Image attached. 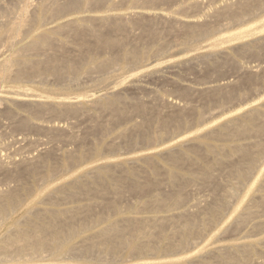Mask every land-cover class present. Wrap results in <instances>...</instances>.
I'll return each instance as SVG.
<instances>
[{"label": "bare ground", "instance_id": "6f19581e", "mask_svg": "<svg viewBox=\"0 0 264 264\" xmlns=\"http://www.w3.org/2000/svg\"><path fill=\"white\" fill-rule=\"evenodd\" d=\"M22 1L24 4L20 6L19 9L17 8L19 6L18 4L17 6L15 5L16 7L12 6L11 10L8 9L9 7L0 8V48L1 44H4L3 50L0 49V58L5 52L8 54V52H12L17 45L19 46L21 39L23 41L28 37H32L29 42L22 45L20 50L14 53L10 58L7 60L2 59L3 61L0 60V84L12 79L17 81L32 79L35 76L38 77L43 74H49L57 80L68 77V74L76 75V67L78 66L77 63L84 61L87 54L93 50V47H95L96 50L98 48L101 51H115V55L105 60H97L93 57L90 58L87 68L85 69V73L87 75H91L92 80H96L97 77H94L97 74L99 77H104L102 73H107L110 70H116L118 67L123 68L124 64H120L122 62H126L125 65L128 64L129 66H136L137 64L145 61L149 56L148 52L140 50L135 46L134 48L132 47L127 49V46L129 45L127 44L126 38H118L111 35V29L122 28L120 23L117 22L119 17H121L119 14H117V16H119L118 18L114 16L112 18L106 16V18L101 17L99 19L105 22V29L102 31H90L91 36H93L96 41L94 45H91L93 43L90 44V42H87L88 40H85L86 38L84 37L85 33L83 32V26L81 25L82 23L80 24V22L88 21L85 20L84 17L83 19L79 18L80 20L72 18L63 21L62 23L57 24V26L55 25V28L49 30L48 33L41 31L43 27L48 26L49 24L58 23L59 20L61 21V19L64 18L65 15H69V13H77L78 9L80 11V9L96 6L106 0H66L65 2H63V0L62 2L60 0H41V3L39 2L40 4H37V6L33 5L34 2L32 1L34 0ZM155 1L159 2L164 0ZM254 6L264 10V0H239L235 6L234 4L228 5L221 10L217 8L218 10H215L214 16L222 21H228L230 25L231 23L238 25L245 16L252 14ZM13 7L17 8V12L12 9ZM187 9L188 7L186 9L182 8V10L178 9L179 11L174 12L172 16L176 17L178 14H181ZM136 14L137 13L134 12V14H131L130 17L137 18L138 15ZM134 15H136V17ZM147 17L149 18L151 15ZM85 18L88 19L89 17ZM98 18L99 17H97V21L101 23ZM141 19H139L140 21L135 22L140 27L142 26L141 29L143 35L146 38L155 37L156 32L148 28L145 24L148 20H150L148 22H151L154 19L144 18L147 20L146 22ZM178 19L171 18L173 23H170V28L172 29L170 30V33L173 32L174 34L175 31L176 36L178 35L176 32H178L180 35L185 37V46H191L202 40H207L216 32V30H218L214 25L196 24ZM154 22L156 21L154 20ZM260 28L261 27L248 28L233 35L217 39L208 45L203 53L198 54L195 58H200V60L206 59L208 62V58L211 56H221V54L227 55L225 49V53H223V49L221 48L223 45L234 42L235 40L239 41L247 37H252L253 40L251 39L252 41L244 43L239 41V44H242L238 47L239 51L237 50V52H239L242 56L251 55V57L257 56L258 58L260 56L258 50H264V36L262 35L257 37L259 36L257 35V32ZM69 30H73L74 35L77 38L76 56H70L71 53L68 52V47H66L67 42L61 43V51L58 50L60 51V53H57L59 54L58 56H55L54 54L49 55L50 52H53L56 49V35ZM174 37L175 36H173V38ZM136 44L137 42L135 45ZM121 49V53L116 54ZM163 51L164 45L163 47L160 45L152 52L159 54ZM30 55H40L43 56V58L30 59ZM228 57L230 56L223 58L225 61L222 60V56L220 57L221 59L219 58L220 61L222 60L224 62L216 63V71L220 72L223 67L226 66L233 67V70H235L234 68H238V66L233 63L234 60H226ZM180 63L185 65L182 61L177 62V64L181 65ZM194 66L195 65H193V67ZM209 69L212 70V68ZM99 74H101V76ZM247 78L244 80L247 79L249 83L255 82L257 79L259 82V79H261L255 74H249ZM107 79L103 78L105 82ZM79 80L76 79L78 84ZM98 81L100 83L101 80ZM165 81H167V78ZM70 89L72 88L66 86L63 90L69 91ZM139 89L140 87L137 90ZM213 89H215V87ZM235 91V87H223V85L214 90L215 94H218L220 98L225 99L226 101L228 100L229 102L230 100L231 102L232 100L234 101L233 98L236 96ZM205 93L206 92H204V95ZM211 93L212 92L210 90V95L213 96L214 94ZM23 95L18 94V96ZM24 96L29 97V99L26 98L25 100H22L17 99L18 97L8 98L2 96L0 98V105H2V102H5L7 105L8 103L16 104L21 102L27 104L28 107H31L37 111V113H54L56 116L60 115L61 117L65 115L77 116V114H81L80 108L89 104V102L80 98H76L73 101L57 100L58 102H55V100L52 103H48L42 99H33L34 97L38 98L36 95H32L33 98L29 96V94ZM212 96H210V99H212ZM30 97L32 99H30ZM39 98L42 97L39 96ZM207 98H204L203 96V99ZM99 100L101 99L96 100L97 102L95 101L93 104H99L105 112H112L113 116H111L114 124L116 121V123H119L120 119H124L130 113L128 112L129 109L127 110V108H123L125 106L120 103L121 101L118 98H114L112 100L104 99L103 101ZM93 104L92 106H94ZM258 106L264 107V103H262V105L259 104ZM145 109V105L142 104H137L134 108L135 112L137 111L138 113H143ZM241 110V112L228 117L226 116V118L224 117L225 119L221 117L223 120L221 119L222 121L220 120V123H215V125L212 124L213 126L208 125L207 128L205 127L206 129L203 128V131L197 133L193 139H182L177 143L175 142V144H169L170 146L162 147V149L160 148L157 153H155V151L154 154L147 153L145 155L140 154V156L137 154L134 155L136 157H127L124 161H107L99 165L93 164L94 166H89L76 173L69 181H63L60 184H56L50 188L48 187L43 194L38 195V197L31 202L24 200L23 193L27 190V187L20 184H17L16 188H11L7 192L3 191L5 193L1 192L0 228L4 224L6 225L3 228L2 233H0V264H82V259H88L91 256L98 261V264H107L108 261L116 263V260L119 261L117 264H125L126 261H130L133 257H135V259L136 257L142 259L153 256L161 257L164 254L175 255L173 257L177 258L173 260H166L161 263H150L146 261H141L140 263L138 261L139 263L137 264H252L251 261L253 257L256 253L258 254V252L255 253V250H257L255 248L264 247V235L254 240H248V238H246L244 241L240 240L241 242L234 244L229 243L225 246L212 247L213 244L211 243V245L206 248L204 246V249L201 250L198 255H192L185 258H178L180 256H176L178 253L182 254L184 251L189 249L193 244V240H198V238L201 239V237L203 239L205 233L208 232L207 230L209 229V226L218 221L224 211L232 204L233 201H235L241 191L245 189V183L251 176L252 171L255 170L254 168L257 166V161L262 155H264V141L261 142L262 140H256L253 145H234V143H232V141L237 140V138H248L250 135H253L257 139H261L264 136V113L259 111L257 106ZM185 111L184 113L186 114ZM156 113L154 114L156 115ZM2 114L12 120L16 117H14L8 109L2 111ZM181 114L182 112H179L180 116ZM150 118H148V121H146L145 124H136L137 126L134 127L133 125V128L130 127L133 129L131 133L129 131H123L125 128L122 132L118 133V139L123 141L121 143L127 146V148H130L131 146L135 147L133 146L135 144L137 146L139 143L138 140L140 139L145 142H151L153 139L158 140L159 138H162V134L161 136L160 134L158 136L152 135V137H150L151 135H148V128L146 129V127L150 124ZM153 118L156 117L154 116ZM163 118L159 121L160 133L165 131L171 123V119L166 117L165 119ZM27 120L29 121V119L25 120V117L19 122L16 120L18 123L15 121L14 123L17 124V126H15L20 129H25L29 126L34 128ZM105 128H99V130L104 131L106 130ZM127 128L125 130H127ZM38 129L41 130L44 128L40 125ZM95 129L96 128H94L93 131ZM50 130L51 129H48L47 131H49L48 133L53 137V133H50ZM54 130H56V127ZM101 131L97 132L100 133ZM94 132L91 134L95 135ZM103 134L105 136L108 133L105 134V132H103ZM114 136L117 138V135ZM71 139L73 140L72 137ZM212 140L221 141L224 145H213L211 144ZM109 141L112 142V139ZM192 141L196 142V145H190ZM120 144L119 147H122L123 144ZM246 144H248V142ZM113 145L114 144H110L111 147L108 146L109 150L115 151L118 149V147H115L116 145ZM20 148L21 147H19V149ZM50 151L53 150H49V152ZM71 153L72 152H69L68 154V152H66V156L63 155L64 157L61 160L63 162L61 166L59 168L58 165L54 166L53 169L48 172H43L44 158L42 155L40 156V158L42 157L41 159H36L35 156L34 158L26 159V162L23 157V161L25 163H15L16 161L12 163V165L16 166V168H14V172H8L9 178L19 180L23 177L36 175L44 185L49 184L52 181L54 174L57 172H63L68 169L70 164L82 163L86 161L88 157L90 158V153H84V151L81 154L75 155ZM99 153L100 150H97V154ZM44 154L45 152L43 155ZM92 154L93 153H91V156ZM50 156L53 155L50 154ZM231 158L236 160L232 161ZM141 164L150 171L148 172L150 173L148 177H143V172L140 171ZM143 170L145 169L143 168ZM182 170L189 171L190 176L186 173H182ZM222 181H225V183ZM164 183L170 188L169 193H167L168 189L165 191L161 189V194H159L156 200L143 205L145 209H167V213L164 216L162 215L143 219H140L139 217V219H133L134 217L129 218L124 216L125 210L121 207V204H123L122 202L125 200L126 196L144 194L153 190L159 191L162 186H165ZM199 184H201L200 187L204 186L203 188L206 187L209 190V200H206L205 204L196 200L198 202L194 205V208L196 209L191 208L196 211L179 212V210L187 203L188 198L186 192L188 189L195 187L196 185L199 187ZM110 195H113L114 198L108 199L110 198ZM81 197H83L85 201L87 200V203L82 206L77 205L79 202L78 199H81ZM198 200L200 201V199ZM44 205H48L49 207L43 208ZM61 205L69 206L61 208ZM98 210H100V214L103 216L116 213L120 217L102 228L93 230L94 225L98 222H94L90 220V218ZM263 214L264 180L259 177L250 186L245 201L232 216L231 225L227 224L228 226L226 225L222 227L220 229V233L224 234L225 232H229V230H234L236 234V230H239L244 226L251 227L250 231H248L249 233H264ZM78 218L83 219L82 224H76ZM218 236H220V234ZM218 236L216 235L215 239L219 238ZM198 250H200V248ZM205 256L209 257H206L207 259H205L203 263H200L198 258L203 259ZM89 262L85 260V263ZM113 262H111V264ZM255 263H257L256 258ZM261 263L264 264V262Z\"/></svg>", "mask_w": 264, "mask_h": 264}, {"label": "rangeland", "instance_id": "374dc122", "mask_svg": "<svg viewBox=\"0 0 264 264\" xmlns=\"http://www.w3.org/2000/svg\"><path fill=\"white\" fill-rule=\"evenodd\" d=\"M60 1L62 2V0ZM65 1L66 0H63V2ZM0 2L2 4V6L0 4V8L9 7L8 9L10 10L12 6L16 7L18 4L19 6L17 8L19 9V7L24 4L22 0H0ZM32 2L35 3V4L33 3V5L37 6V4L39 5L41 3V0L39 1L34 0ZM238 2L239 0H164V1H159V2L155 0H106L105 2L97 4L96 6H91L86 9H80V11L78 9L77 13L72 12V13H69V15L67 14V16L65 15L64 16L65 19L62 18L63 20L62 19L61 21L59 20L58 23L56 22L54 24H49L48 26L43 27L41 31L48 33L49 30H51L52 28H55V25L57 26V24H60L63 21H66L72 18L80 20L79 18L83 19L84 17V19L88 21L80 22V24L82 23L81 25L83 26V32L85 33L84 37L86 38L85 40L86 41L88 40L87 41L88 43L90 42V44L93 43L91 45H94L96 41L94 37L91 36L90 31H93V30L102 31L105 29L104 28L105 22L99 19L101 17L106 18V16L111 17V18L113 16L117 18L121 16L119 17V20H117V22L120 23L122 28L121 29H117V28L111 29V35L118 37V38H126L127 44L129 45L127 46V49H130L132 47L134 48L135 46L139 48L140 50L148 52L149 56L148 58H146L145 61L137 64L136 66H129L128 64L125 65L126 62H122L120 64L121 65L124 64L123 68L118 67L116 70H110L107 73H102L104 77H102L101 74H99L101 77H99L98 74L97 75L94 74L96 75L94 78L96 77L97 78L96 80L95 79L92 80L91 75H87L85 73V69L87 68V64L90 58L93 57V58H96L97 60H105L115 55V51H111V50L101 51L98 48L96 50V48L93 47L92 48L93 50H91V52L87 54L85 60L77 63L78 65L76 67L77 74L67 75L69 79L68 77L65 76L66 78L57 80L55 79V77L53 76L51 77L49 74L47 75L43 74L38 77L35 76L32 79H23L20 81L12 79V80H8L7 82L3 84H0V98L2 96L8 97V98L18 97L17 99L25 100L26 98L29 99V97H25L24 95L29 94V96L31 97L32 95L38 96V98L32 97L33 99H42L43 101L48 102V103L49 102L52 103L55 100H56L55 102H58L57 100L73 101L76 98H80V99H83L89 102L87 106L80 108L81 114L79 113L77 114V116L76 115L75 116L65 115L61 117L60 115L56 116L54 113L53 114L52 113H44V114L37 113V111H35L31 107H28L27 104L25 103H21V102L20 103L18 102L16 104L8 103L7 105L5 104V102H2V105H0L1 106L0 107V193L1 192L5 193L9 191L11 188L14 189L17 187V184H20V185L27 187V190L23 193L24 200L27 202H31L32 200L36 199L38 195L43 194L48 187L50 188L56 184L62 183L63 181L64 182L69 181L72 176L86 169L89 166H94L97 164L99 165L107 161H114V162L124 161L126 160L125 158L127 157L131 158V156H134L137 154H139L138 156H140V154L142 155H145L147 153L154 154L155 151H156L155 153H157L159 152L158 150H160V148L162 149V147L170 146L173 143L175 144V142L177 143L178 141L182 139H187V138L193 139V137L197 133H200L201 131L206 129L208 125L213 126L215 125V123L218 124L223 120L224 117L226 118V116L228 117L235 113L241 112L242 111L241 109L245 110L247 108L257 106L259 111L264 113V107L258 106L259 104L262 105V103H264V75H263L264 73V50L259 49L258 50L259 52L257 51L260 54L258 58L257 56L251 57V55L242 56L241 54H239V52H237L238 47L240 46V44H242V43L239 44V41L243 43L250 42L253 40L252 37L244 38L245 40L244 39L239 40V41L235 40L234 42L225 44L221 47L223 49V53H225L224 51L226 50V54H227V55L221 54L222 60L225 61V59L223 58L230 56L228 57L229 59L227 58L226 60L228 61L230 59L234 60V62L233 61L232 62L238 66V68H234L235 70L232 69L233 67L226 66V67H223V69L221 70L223 72L220 71L221 72L220 73L219 71H216V63L224 62L222 60H221L222 62L219 60V58L221 57L220 55L211 56L212 58L209 57L208 62L206 59L200 60V58H195L198 54L203 53L206 47L210 45L211 43H213L215 40L220 39L224 36L233 35L235 33L241 32L248 28L261 27L259 31L257 32V35H259L257 37H260L262 35L264 36V10L258 8L257 6L253 7L252 14L245 16L243 20L240 21L241 22L240 24L236 23L238 25H235V23H231L230 25L228 21H225V20L222 21L218 19L217 17L215 18L214 16L215 10L224 9L228 5H232V4H234L235 6L237 5ZM14 7L12 9L16 10L17 12V8H14ZM187 7L188 9L182 12L181 14H178L176 17L172 16L174 12L182 10V8L186 9ZM134 12L137 13L136 14L138 15L137 18L130 17L131 14H134ZM117 14H119V16H117ZM136 15L134 16L136 17ZM150 15L151 17L148 18L147 16H150ZM122 16L125 18H123ZM85 17H89V18L92 17L93 20L92 18L86 19ZM97 17H99L98 20L101 21V23L97 21ZM141 17L143 21L145 22L147 20H145L144 18L154 19L156 21L154 22V20H152L151 22H148L150 21L148 20L146 23L144 22L148 26V28L156 32L155 37L146 38L143 35L142 29H141L142 26L140 27L135 22V21H140L139 19H141ZM171 18L173 19L179 18L178 20H185V21H189L192 23H196V24L214 25L217 27L218 30H216V32L211 37H209L207 40H202L191 46H185L184 45L185 37L180 35V33L178 32H176V34H178L176 36L175 31H174V34L172 31H171L172 33H170V30H172L170 28L171 27L170 25L173 23L171 21ZM84 25H85V28H84ZM173 36L175 37L173 38ZM56 37H57L56 38L57 41H55L56 49L53 52H50L49 55L54 54L55 56H58L59 54L57 53H60L61 51L60 50L61 43L67 42L66 47H68L67 48L68 52L71 53L70 56L71 57H74V55L76 56L77 38L75 37L73 30L58 33ZM31 39L32 37H28L27 39L23 41L21 39L19 46L17 45L15 49L10 53L8 52V54L7 52L2 54V57L0 58V60L2 59L7 60L8 58H10L14 53L20 50L22 45L26 44ZM136 42L139 46L137 44L135 45ZM160 45L161 47H163L164 45V51L162 53L155 54L154 52H152L156 50ZM3 48H4V44L3 45L1 44L0 49L3 50ZM121 51L122 49L116 54H120ZM29 58L30 59H41L43 58V56L30 55ZM178 61H182L185 65H183L182 63H180L181 65L177 64ZM261 64L263 65V67ZM193 65H195L194 66L195 68L193 67ZM208 67L212 68V70L209 69ZM249 74L258 75V78H261V79H259V82L257 79L255 80L256 83L255 82L249 83L247 80L248 79L247 76ZM39 77H42V78H39ZM103 78H106V79L108 78V79L105 82ZM166 78H167V81H165ZM245 78L247 79L244 80ZM76 79L78 80L80 79L79 84L77 83ZM98 80H101L100 83ZM222 85L223 87L225 86L235 87L236 96L233 98L234 101L233 100L232 102L231 100L230 102L228 100L226 101L225 99L220 98L218 94H215L214 90L217 87H221ZM235 85H238V86H235ZM66 86H69L72 89H70L69 91H64L63 89ZM139 87L140 89L137 90ZM212 87L213 88L215 87V89H213ZM209 89L212 92L211 94H214L213 95L214 98L212 95H210ZM203 91L206 92L205 95ZM180 93L183 94L184 96L181 95ZM18 94L19 95L24 94V95L18 96ZM39 96H41L42 98H39ZM203 96L204 98L205 97L206 98L208 97V98L203 99ZM210 96H212V99H210ZM31 97L30 99H32ZM114 98H118L121 101L120 103L123 106H125L123 108H127V110L128 109L130 110V111L128 110V112H130L128 116H126L124 119H120L119 123H116L117 121L115 122L116 125L114 124V121L112 118L113 116L112 112L110 111L105 112L99 104H95V103L93 104V102H95L98 99H101L99 101H103L104 99L112 100ZM210 100H213V101H210ZM139 101H141L142 103ZM92 104L95 107L92 106ZM137 104L145 105L146 109L143 113H138L137 111L135 112L134 108ZM7 109L14 115V117L16 116L15 118H13V120L8 119L7 116H4V114H2V111L7 110ZM184 111L186 112V114L184 113ZM179 112L180 113L182 112L181 116L179 115ZM154 113L158 115L156 116ZM153 115L156 118H153L154 117ZM24 117H25V120L29 119V121L28 120L27 121L34 128H32L31 126L25 129H20L16 127L17 124L14 122L16 120L19 122L20 120H23ZM165 117L171 119V123L169 124L168 128L165 131H162V133H160L159 132L160 131L159 121L161 120V118L165 119ZM148 118H150L149 123L150 124L153 123L152 124L153 126L148 124L150 128L149 126L146 127V129L148 128V132H147L148 135L149 136L151 135L150 137H152V135L158 136L160 134L161 136L162 134L163 135L161 136L162 138H159L158 140L153 139L151 142H145L144 140L140 139L138 140L139 143L137 142L138 143L137 146L135 144L133 145L135 147L131 146L132 148L131 147L127 148V146L121 143L123 141L122 140L120 141V139H118V135H119L118 133L122 132V130L124 128L126 129L127 127L129 129L127 128V130L124 129L123 131H127V132L129 131L131 133L133 131V129H131L133 128V125L135 127L138 124L139 125L145 124L146 121H148ZM40 125L42 126V128H44L41 130L42 131L45 130V131L42 132L41 130L38 129ZM55 127H56V130H54ZM94 128H96L95 130H97L98 132L101 131L99 130V128L100 129L105 128L106 130L101 131L100 133L103 136H104L103 132H105V134L106 133L108 134H106L103 137L97 131L94 130L95 131L94 132L93 131ZM48 129L52 130V131L50 130V133H53L52 135L53 137L56 136L55 138H53L51 134L48 133L49 132L47 131ZM92 131L94 132L95 135L91 134L93 133ZM84 134H86L87 136ZM114 135H117V138ZM73 136L75 137V141H74ZM71 137L73 138V140L71 139ZM114 137L118 141H116ZM111 139H112V142L109 141ZM113 140H114V143H113ZM256 140H262L261 142H263L264 136L261 139H257L253 135H250L248 136V138L247 137L240 138V139L237 138V140L232 141V143H234V145H242V144L243 145H249V144L253 145L255 144L254 142H256ZM246 141L248 142V144H246L247 143ZM25 143L26 144L28 143V144L26 145ZM120 143L123 144L124 146L122 145V147L121 146L119 147ZM110 144L111 145L114 144L113 146L116 145L115 147H118V149H116L115 151L109 150V147H111ZM192 144L196 145V142L192 141L190 145ZM211 144L213 145L218 144L219 146L224 145L221 141H218V140H212ZM19 147L21 148L19 149ZM49 150H53V151L49 152ZM97 150H100L99 154H97ZM83 151L84 153L85 152L90 153V158L88 157V159L82 163L70 164L68 169L63 172L61 171L57 172L56 174H54L53 179L49 184L44 185L40 181L38 176L36 175H30L28 177H23L19 180H16L15 178H9L8 172L10 171L14 172L15 171L14 168H16V166L12 165L14 161H16L15 163L20 162L21 164V163H25L27 161L26 159L34 158L35 156H36L35 157L36 159H41L42 157L40 158V156L42 155L44 158L43 159V172H48L49 170H52L54 166L58 165V168L61 166V164L63 163L61 160L63 159L64 156H66V152H68V154L69 152H72L71 154L75 155V154H81L83 153ZM44 152L45 154L43 155ZM91 153H93L92 156H91ZM50 154L53 156H50ZM57 156L59 157V159ZM23 159L25 160V162L23 161ZM231 160L233 161L236 159L231 158ZM9 161L10 162L12 161L11 165ZM140 166H141L140 171L143 172V177L145 176L148 177L150 175V173H148L150 172L148 168H146L142 164ZM143 168L145 170H143ZM254 169L255 170L252 171V174L249 177L248 181L245 183L246 184L245 189L241 191V193L238 195L235 201H233L232 204L224 211V213L220 216L218 221L215 224H212L209 226V229L207 230L208 232L205 233V235L203 236V239L201 237L202 240L200 238H198V240L196 239L193 240V244L190 246V248L184 251L185 253L183 252L185 256L183 253L182 254L178 253V255H176V256H180L178 258H185V257L192 256V255H198V253L204 249L203 248L204 246L206 248L209 245H211V243L213 244L212 247L225 246L229 243L234 244L237 242L244 241L246 240V238H248V240H254L264 235V233H261V234L259 233L254 234L253 232L249 233L248 231H250L251 229L250 226H244L240 228L239 230H236V234L234 230H233L234 232L231 230L233 234L230 230L229 232L227 233L225 232L224 234L220 233L221 231L220 229L222 227L226 226L227 224L231 225L232 216L234 215L235 211L238 210L243 204V202L245 201L250 186L259 177L263 178L264 180V174H263L264 173V170H263L264 169V155H262L260 159L257 161V166ZM181 172L184 174L186 173L187 175L190 176L189 171L182 170ZM222 182L225 183V181H222ZM200 185L201 184H199V187ZM166 186L167 184H165V186H162L159 189V191L153 190L151 192H147L144 194H133V196L132 195L126 196L125 200H123L122 202L123 204H121V207L125 210L124 216L129 217V218L134 217L133 219L153 218V217L162 216V215L164 216L167 213V209L165 208L145 209L143 205L156 200L159 194H161V189L163 191L168 189L167 193H169L170 188L168 186L166 188ZM196 187H198V185L188 189L187 192L189 193L186 192L187 198H188L187 203L183 206V208L181 209L179 208L180 209L179 212L196 211V210H193V209H196L194 208V205L196 203L203 202V204H205L206 200H209V197H210L209 190L206 187L203 188L204 186L203 187L201 186L200 188L199 187L196 188ZM204 189L207 192H205ZM112 198H114V196L110 195V198L108 199H112ZM198 199H200V201ZM83 200H84L83 197H81V199H78L80 203L78 202L77 205H81V206L85 205L87 203V200L86 201L85 200L83 201ZM98 202H101V201H98ZM62 206L63 205H61V208H65L66 206H69V205H64L63 207ZM48 207H49L48 205L43 206V208H48ZM119 217L120 216L116 213H111L109 215L103 216L102 214H100V210H98L95 212V214L91 216L90 220L94 222H98L96 225H94V229H93V230H97L99 228H102L108 225L109 223L113 222ZM82 223H83V219L78 218L76 221V224H82ZM5 225L6 224H4L0 228V233H2ZM215 234L217 236L220 234V236H218L219 238L215 239V236H216ZM199 248L200 250H198ZM263 248L264 247L255 248L257 249L255 250V253L258 252V254L256 253V255L253 257L254 260L252 259L251 261L252 264H257V263L263 264L261 263V262H264V249ZM258 250L260 251V254ZM166 255L164 254L161 257L153 256V257H148V258L146 257L142 259L138 257H136L135 259V257H133L131 259L129 258L130 261H126V263L137 264L139 262L141 263V261L142 262L146 261L150 263H161V262H165L166 260H170V259L173 260L177 258V257H173L175 255H170V254H166ZM206 257L208 258L209 256H205V258L203 259L201 258L202 260L198 258V261L200 263H203L204 260L207 259ZM89 258L88 259L90 260V262L88 259H82V264L85 263V260L89 262L85 264H98V261L94 257H93L94 259L92 258V256ZM255 258H256L257 263H255ZM111 262L113 261H108L107 264H111ZM34 263H39V262H34ZM117 263H119L118 260H116V263L113 262L112 264H117Z\"/></svg>", "mask_w": 264, "mask_h": 264}]
</instances>
